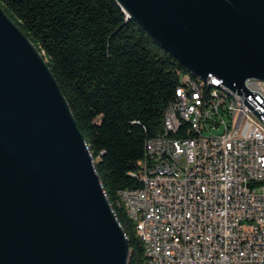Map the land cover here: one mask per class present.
Masks as SVG:
<instances>
[{"label":"water","instance_id":"obj_1","mask_svg":"<svg viewBox=\"0 0 264 264\" xmlns=\"http://www.w3.org/2000/svg\"><path fill=\"white\" fill-rule=\"evenodd\" d=\"M264 125V0H115ZM129 246L45 59L0 6V264H128Z\"/></svg>","mask_w":264,"mask_h":264},{"label":"built area","instance_id":"obj_2","mask_svg":"<svg viewBox=\"0 0 264 264\" xmlns=\"http://www.w3.org/2000/svg\"><path fill=\"white\" fill-rule=\"evenodd\" d=\"M204 81L180 74L162 132L145 139L140 171L128 172L138 185L117 191L144 264H264V128L242 97ZM244 86L264 101V81Z\"/></svg>","mask_w":264,"mask_h":264},{"label":"trees","instance_id":"obj_3","mask_svg":"<svg viewBox=\"0 0 264 264\" xmlns=\"http://www.w3.org/2000/svg\"><path fill=\"white\" fill-rule=\"evenodd\" d=\"M0 6L41 53L67 101L127 238L128 264H144L136 225L114 202L119 189L138 185L128 172L145 139L162 132L180 74L194 75L115 0H0Z\"/></svg>","mask_w":264,"mask_h":264},{"label":"bare ground","instance_id":"obj_4","mask_svg":"<svg viewBox=\"0 0 264 264\" xmlns=\"http://www.w3.org/2000/svg\"><path fill=\"white\" fill-rule=\"evenodd\" d=\"M188 78H190L192 81H204V78H201V77L196 76V75H194L193 77L188 76ZM252 83H253V78H247L245 80V82H244V84H252ZM204 90H216V83L213 82V81H204ZM222 98H231V91H229V90H222ZM248 117H253V119H254V125L259 126V128H264L263 123L253 114V112L250 109H248ZM132 171H140V164H137L136 167H135V169L132 170ZM114 204L116 206L121 207V208L124 209V207L121 206V200H120L119 194H117V199L114 202ZM150 205H157V197H150ZM124 213L126 214L127 218L130 219L129 218V215H127L126 211H124ZM130 220L135 223V225H136V231H137V224L135 222V219H130ZM137 234L139 236V233H137ZM139 239H140V241L142 243V246H143V239L140 238V236H139Z\"/></svg>","mask_w":264,"mask_h":264},{"label":"rangeland","instance_id":"obj_5","mask_svg":"<svg viewBox=\"0 0 264 264\" xmlns=\"http://www.w3.org/2000/svg\"><path fill=\"white\" fill-rule=\"evenodd\" d=\"M135 230V229H134ZM135 235H136V233H135ZM137 237H138V235H136Z\"/></svg>","mask_w":264,"mask_h":264}]
</instances>
